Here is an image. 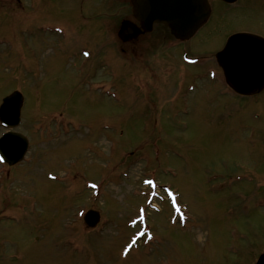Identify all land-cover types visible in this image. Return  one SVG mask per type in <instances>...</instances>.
I'll use <instances>...</instances> for the list:
<instances>
[{
  "label": "rangeland",
  "instance_id": "374dc122",
  "mask_svg": "<svg viewBox=\"0 0 264 264\" xmlns=\"http://www.w3.org/2000/svg\"><path fill=\"white\" fill-rule=\"evenodd\" d=\"M69 1L70 5L75 3L73 0H60L67 5ZM85 1L87 7L96 8V0ZM17 5L13 0H0V45H8L15 51L9 52L8 48L0 47V95L16 88L14 81L4 80L14 71L6 72L3 65L17 67L19 62V59L10 60L9 54L35 59L25 62L29 66L34 64L33 74L29 67L19 69L20 74L32 82L27 81L19 88L25 101L23 113L30 115L37 109L55 112L46 118H26L17 129L28 134L32 142L27 154L30 163H22L8 172L6 193L0 198V217L18 214V209L8 208L10 201L27 205L35 203L36 209L24 213L21 222L1 220L0 254L5 258L0 259V264H254V256L264 250V206L258 204L264 196V188L256 185V182H247L248 174H252L260 184L264 181V106L222 107L217 94L197 89L182 100L183 92L180 90L182 82L186 81L184 76L189 72L178 76L181 71L170 62L165 65L166 76L169 75L167 79L161 74L165 68L153 70L159 63L152 60L153 69L147 70L143 83L154 89L156 98H151L152 93L142 94L146 109L142 113L131 111L135 108L136 93L125 90V87L136 80L137 65L128 64L126 72L123 68L117 74V77L124 74L132 77V81L125 83L122 79L111 82L107 74L112 69L105 73L109 66L107 61L112 60L111 49L103 43L107 31L102 26L93 27L109 20L100 18L103 12H94L100 19L79 18L84 26L80 24L76 29L77 22L70 16L72 12L68 13V9L58 11L53 0L48 7L34 9L33 15L25 18H17L21 15V11L15 9ZM249 9L256 11L241 12L218 29H215L219 24L216 16L214 22L211 21L212 25L200 31L192 40L194 45L191 44V48L196 52L208 53L223 40V36L215 34L226 33L227 29L264 30V0H252L246 10ZM39 21L64 24L66 29L70 28L69 39L50 47L28 48L29 45L27 47L21 42L20 35H13V30L21 25L35 30ZM29 43L34 44L32 41ZM39 43L37 39L36 44ZM69 48L74 54L86 49L90 53L88 64L97 67L95 73H77V65L82 61L73 60L70 53L67 54ZM111 65L120 67L118 62ZM88 70L85 68L83 71ZM100 75L106 78L101 83L109 86L107 89L113 91L110 95L113 98L104 88L96 89L98 85L92 87L101 79ZM171 94L178 96L172 99ZM156 105L163 110L159 115L154 112ZM253 110L263 111L258 118L262 124L258 123L259 120L255 121L251 113ZM57 112L75 122H83L84 126L89 125L87 131L81 135H61L54 120H51L52 115L59 114ZM128 112L130 115H127ZM213 116L214 119H207ZM154 118L160 120L158 125L154 124ZM102 121L108 122L102 124L105 129L101 127L99 131L97 126ZM117 123L120 129L115 133L110 129L112 124ZM2 128L0 126V134ZM39 130L49 137L60 138L49 140L44 136L41 140ZM99 137L103 139L99 140ZM107 139L115 142V149L130 153L141 147L145 157L143 162L138 161L132 171L130 166L125 168L131 175L121 177L120 170L116 168H119L122 160L127 162L134 159L136 154L129 159L127 153L120 150L114 149L111 153ZM89 141H93L96 150H106L105 154L110 158L106 166L93 152V145L89 146L94 149H89L88 145L84 147ZM72 160L74 167L69 163ZM160 167L173 171L160 172ZM3 168L0 164L1 172ZM68 168H72L78 176L72 177ZM50 171L58 180H49L46 174ZM143 174L157 177L162 185L179 193L178 202L186 205L189 220L185 228L167 223V226L156 229L157 238L161 236L162 240L156 245L155 252L149 255L132 252L121 259L116 251L133 232L128 231L124 223L135 214L131 213L139 204V199L143 201L135 194L136 188L145 189L141 185ZM230 176L238 177L239 182H232ZM83 180L100 184L97 201L92 200L96 197L94 190L87 187L83 190ZM16 190L20 196H13ZM165 201H156L163 212L167 207L163 203ZM96 206L104 212L101 221L103 218L106 220L100 222V228H86L77 210L95 209ZM163 216L165 212L154 214L157 217L153 218L154 225L161 223L158 221ZM33 217L41 219V227L33 226ZM69 224L73 227H68ZM75 230L88 236L87 243L92 242L88 233L94 232L96 238L100 239L93 241L90 248L96 251L85 250L81 243L70 237ZM40 236L50 238V243L43 240L31 247L27 245L39 242L36 239ZM10 237L12 243H9ZM4 238L6 243L1 241ZM27 238L32 240L27 242ZM28 248H32V251L26 252Z\"/></svg>",
  "mask_w": 264,
  "mask_h": 264
},
{
  "label": "water",
  "instance_id": "95a60500",
  "mask_svg": "<svg viewBox=\"0 0 264 264\" xmlns=\"http://www.w3.org/2000/svg\"><path fill=\"white\" fill-rule=\"evenodd\" d=\"M192 8L196 11H198V15L200 16H202V15H205L206 13H207V11H206V4H205V0H192ZM182 16V15H181ZM179 23L180 24H183V27H186V23H187V20L185 19V17L183 16L180 20H179ZM166 24L168 25V26H170V28H171V31L172 32H184V31H179V27H178V24H177V22L175 21V20H170V21H166ZM192 29L194 30L195 28H191L190 30H189V32L190 31H192ZM12 161V160H11ZM87 221L89 222V220L87 219ZM91 223V222H90ZM262 260H263V258L261 257L260 258V260H259V263L258 264H262Z\"/></svg>",
  "mask_w": 264,
  "mask_h": 264
},
{
  "label": "flooded vegetation",
  "instance_id": "af4514ba",
  "mask_svg": "<svg viewBox=\"0 0 264 264\" xmlns=\"http://www.w3.org/2000/svg\"><path fill=\"white\" fill-rule=\"evenodd\" d=\"M260 32L264 33V30L262 29V30H260Z\"/></svg>",
  "mask_w": 264,
  "mask_h": 264
},
{
  "label": "snow or ice",
  "instance_id": "6c2138e0",
  "mask_svg": "<svg viewBox=\"0 0 264 264\" xmlns=\"http://www.w3.org/2000/svg\"><path fill=\"white\" fill-rule=\"evenodd\" d=\"M149 183H151V182L149 181Z\"/></svg>",
  "mask_w": 264,
  "mask_h": 264
}]
</instances>
